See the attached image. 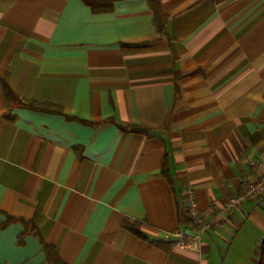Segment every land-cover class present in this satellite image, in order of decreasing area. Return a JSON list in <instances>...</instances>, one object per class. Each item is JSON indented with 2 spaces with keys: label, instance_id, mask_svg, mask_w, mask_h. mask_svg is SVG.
I'll return each mask as SVG.
<instances>
[{
  "label": "crops",
  "instance_id": "0c3cea01",
  "mask_svg": "<svg viewBox=\"0 0 264 264\" xmlns=\"http://www.w3.org/2000/svg\"><path fill=\"white\" fill-rule=\"evenodd\" d=\"M158 1L0 0V264H258L264 0Z\"/></svg>",
  "mask_w": 264,
  "mask_h": 264
},
{
  "label": "built area",
  "instance_id": "2783aa9c",
  "mask_svg": "<svg viewBox=\"0 0 264 264\" xmlns=\"http://www.w3.org/2000/svg\"><path fill=\"white\" fill-rule=\"evenodd\" d=\"M264 190V172L257 178L248 179L242 190L231 194L219 207L216 208L212 217L208 221H201L196 216L199 229L193 231L192 233H187L182 229L167 231L166 235L173 237L175 243L180 246H189L199 240V233L208 227L211 221L220 220L225 213L232 211L240 206V204L249 199L255 198L257 195L261 194ZM185 199L187 200V212L191 214H196V197L192 189H185Z\"/></svg>",
  "mask_w": 264,
  "mask_h": 264
},
{
  "label": "trees",
  "instance_id": "16d2710c",
  "mask_svg": "<svg viewBox=\"0 0 264 264\" xmlns=\"http://www.w3.org/2000/svg\"><path fill=\"white\" fill-rule=\"evenodd\" d=\"M151 2V6L153 11L155 12V14H157V28H160V26L162 25V20H163V10L161 9L160 5H159V1L158 0H149ZM3 91L5 93V96L7 98H11V92L9 90V88L6 86V84H3ZM139 131L142 132H146L142 129H138ZM8 220H5L3 222V225L7 222ZM130 226V229L135 231L137 234L139 233L138 230L132 226V225H128ZM192 228L197 229L198 225H194L191 224ZM43 249L45 250L46 253V257L47 260L49 262V264H66L64 263L58 256L56 249L50 244V243H43ZM258 264H264V237L262 238V240L260 241L259 245H258Z\"/></svg>",
  "mask_w": 264,
  "mask_h": 264
}]
</instances>
